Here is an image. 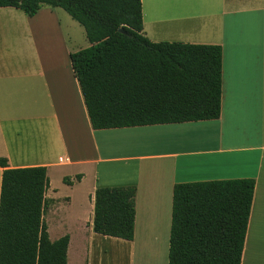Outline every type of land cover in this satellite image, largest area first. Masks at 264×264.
Wrapping results in <instances>:
<instances>
[{
	"label": "crops",
	"instance_id": "crops-1",
	"mask_svg": "<svg viewBox=\"0 0 264 264\" xmlns=\"http://www.w3.org/2000/svg\"><path fill=\"white\" fill-rule=\"evenodd\" d=\"M141 5L150 41L222 48L220 117L93 130L70 61L89 47L83 27L61 8L42 5L31 18L0 8V158L9 169L46 168L47 210L62 227L49 239L69 237L67 264L78 255L98 264L104 243L131 254L130 264H167L175 184L254 179L240 264H264V0ZM104 187L135 188L132 241L93 232Z\"/></svg>",
	"mask_w": 264,
	"mask_h": 264
},
{
	"label": "trees",
	"instance_id": "trees-1",
	"mask_svg": "<svg viewBox=\"0 0 264 264\" xmlns=\"http://www.w3.org/2000/svg\"><path fill=\"white\" fill-rule=\"evenodd\" d=\"M42 5L61 8L85 31L89 47L70 61L93 130L220 117L219 45L150 41L141 0H0L30 18ZM0 168V264H67L69 237L51 241L43 219L46 168L9 169L4 158ZM254 188V179L175 184L167 264H240ZM93 204L95 234L133 240L134 187L98 188Z\"/></svg>",
	"mask_w": 264,
	"mask_h": 264
},
{
	"label": "rangeland",
	"instance_id": "rangeland-1",
	"mask_svg": "<svg viewBox=\"0 0 264 264\" xmlns=\"http://www.w3.org/2000/svg\"><path fill=\"white\" fill-rule=\"evenodd\" d=\"M46 6V5H45ZM61 14L66 16V13L60 9ZM67 168V167H66ZM53 178L55 179V176H53ZM62 193V192H61ZM61 204H59L60 206ZM53 211H50L48 213V210L46 209L44 212V220H47V223L49 225V237L51 239L55 237V233L57 231V229H61L59 228V223L54 222V218L53 217ZM57 219V218H55ZM58 220V219H57ZM62 230V229H61ZM89 247H91V243H88ZM81 246H79L80 248ZM77 260H74V264H80V256L78 255ZM134 258L132 257V255L128 252H124L123 250H120L119 248L114 247L113 244H108V243H104V251L103 254L100 257V261L98 264H130L134 262L133 260ZM133 261V262H132ZM136 263V261L134 262Z\"/></svg>",
	"mask_w": 264,
	"mask_h": 264
},
{
	"label": "built area",
	"instance_id": "built-area-1",
	"mask_svg": "<svg viewBox=\"0 0 264 264\" xmlns=\"http://www.w3.org/2000/svg\"><path fill=\"white\" fill-rule=\"evenodd\" d=\"M59 162H62V159H59Z\"/></svg>",
	"mask_w": 264,
	"mask_h": 264
}]
</instances>
